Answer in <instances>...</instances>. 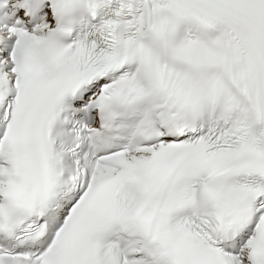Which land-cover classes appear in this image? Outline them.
<instances>
[{"label": "bare ground", "instance_id": "1", "mask_svg": "<svg viewBox=\"0 0 264 264\" xmlns=\"http://www.w3.org/2000/svg\"><path fill=\"white\" fill-rule=\"evenodd\" d=\"M39 38L37 36H32V35H28L25 38H23L20 42L21 44V48L23 49L24 47H26L27 45H29L30 43L38 40ZM152 149H143L141 152L130 155L129 158H136V162L140 161L141 159L145 158L146 155L151 151Z\"/></svg>", "mask_w": 264, "mask_h": 264}]
</instances>
